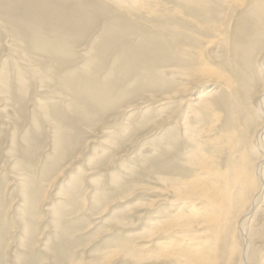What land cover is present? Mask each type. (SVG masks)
Listing matches in <instances>:
<instances>
[{"label":"bare ground","instance_id":"bare-ground-1","mask_svg":"<svg viewBox=\"0 0 264 264\" xmlns=\"http://www.w3.org/2000/svg\"><path fill=\"white\" fill-rule=\"evenodd\" d=\"M124 93L140 95V111L151 105V123L164 131L140 162L146 199L127 256L150 264H264V248L249 235L264 207V0H0V102H11L23 122L31 115L30 125L48 119L55 156L41 172L74 144L66 127L92 125ZM130 110L120 117L128 121ZM4 117L14 131L16 120ZM36 148L20 150L17 161L32 170ZM30 173L15 180L24 197L16 216L35 241L40 196ZM120 189L113 200L123 203L131 189ZM81 195L69 197L85 211ZM54 211L63 228L64 215ZM8 229L0 222V241L10 238ZM59 246L55 253L71 252Z\"/></svg>","mask_w":264,"mask_h":264},{"label":"rangeland","instance_id":"rangeland-1","mask_svg":"<svg viewBox=\"0 0 264 264\" xmlns=\"http://www.w3.org/2000/svg\"><path fill=\"white\" fill-rule=\"evenodd\" d=\"M131 79L126 80L129 90L136 85ZM118 101V105L94 117L92 125H83L77 132L65 128L68 136L75 137L74 144L65 155L54 160V168L49 172H41L45 158L50 160L55 156V131L48 119L42 118L39 124L30 125L31 115L28 114L26 122H23L14 115L11 102H0L3 117H11L18 125L13 131L12 124L9 125L5 117H0V222L6 224L12 236L4 242L0 241V264H102L105 257L113 254L115 262L111 264H147L146 261L153 260L147 257L129 258L125 253V243H132L136 234L141 232L140 203L146 199L140 195L142 156L149 155L156 144H161L164 131L151 123L152 119H156L151 105L140 111V95L124 93L118 95ZM128 107L131 110L127 114H131V117L125 121L120 114ZM28 134L25 141L24 137ZM37 146L39 152H35L37 155L33 157L35 167L32 170L23 159L17 161L16 156L20 152H30L29 147ZM39 158L43 160L40 163ZM30 172L37 180L32 186L40 196L35 207L37 218L32 220L36 223V233L40 235L35 241L28 232L22 234V224L16 216L20 206H23L24 197L18 190L22 186L18 187L15 180L17 176ZM73 177L80 180L76 186L70 184ZM120 184L131 189L130 193L124 195L127 200L123 203L113 200L121 192ZM79 194L86 199L85 211H81L79 205L72 206L74 203L69 196ZM58 202L64 203L65 207ZM54 209H57L59 216L65 217V220H61L63 228L56 226L58 216L54 215ZM99 213L102 214V221L96 219ZM124 215L127 216V225L123 227L118 220ZM249 235L256 248H264V207L255 215ZM67 245L71 249L68 255L66 252H59L61 255L55 253L58 246L66 249ZM105 252L110 254L106 256Z\"/></svg>","mask_w":264,"mask_h":264}]
</instances>
